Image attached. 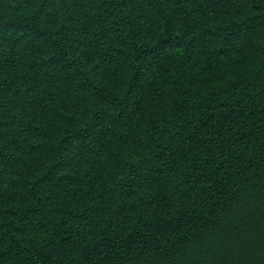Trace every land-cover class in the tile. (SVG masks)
<instances>
[{
	"label": "trees",
	"instance_id": "1",
	"mask_svg": "<svg viewBox=\"0 0 264 264\" xmlns=\"http://www.w3.org/2000/svg\"><path fill=\"white\" fill-rule=\"evenodd\" d=\"M0 264H264V0H0Z\"/></svg>",
	"mask_w": 264,
	"mask_h": 264
}]
</instances>
